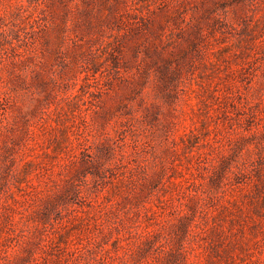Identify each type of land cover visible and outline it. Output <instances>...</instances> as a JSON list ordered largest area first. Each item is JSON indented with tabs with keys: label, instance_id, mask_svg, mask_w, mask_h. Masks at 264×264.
<instances>
[{
	"label": "rangeland",
	"instance_id": "1",
	"mask_svg": "<svg viewBox=\"0 0 264 264\" xmlns=\"http://www.w3.org/2000/svg\"><path fill=\"white\" fill-rule=\"evenodd\" d=\"M0 264H264V0H0Z\"/></svg>",
	"mask_w": 264,
	"mask_h": 264
}]
</instances>
